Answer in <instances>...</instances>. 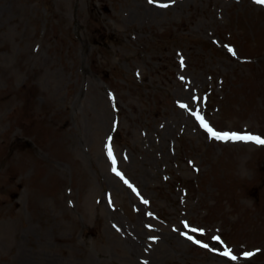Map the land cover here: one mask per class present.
Masks as SVG:
<instances>
[{"label":"rangeland","instance_id":"374dc122","mask_svg":"<svg viewBox=\"0 0 264 264\" xmlns=\"http://www.w3.org/2000/svg\"><path fill=\"white\" fill-rule=\"evenodd\" d=\"M198 116L264 139V4L0 0V264H264V144Z\"/></svg>","mask_w":264,"mask_h":264},{"label":"snow or ice","instance_id":"6c2138e0","mask_svg":"<svg viewBox=\"0 0 264 264\" xmlns=\"http://www.w3.org/2000/svg\"><path fill=\"white\" fill-rule=\"evenodd\" d=\"M256 3L264 4V0H256ZM229 50L233 51V54L235 55L234 50H232L231 48ZM198 119H200L201 125L205 128V130L209 133V135L212 136L215 139H218V140H236V141H255L256 143L264 144V139H262L258 135H252L250 133L249 134H242V133H239V132L217 131L216 129L211 127L205 120H203V118L198 116ZM108 151H109V156L111 157L112 156V149H111L110 145H109ZM115 163H116V161H115V158L113 157V165H115ZM113 170L116 171L115 168ZM116 174L119 175V176H122V173H120L118 171L116 172ZM125 183H127V180L125 181ZM145 203H147V201H145ZM193 231H196V229H193ZM200 231H202V230H200ZM185 235H187V234L185 233ZM188 238L189 239H194L193 237H188ZM215 239L218 240V241L220 240L219 237H215ZM195 242L197 244L201 243V241H199V240H195ZM221 243H222V241H221ZM203 247L207 248L208 245L204 244ZM224 255L229 257L232 260L236 259V256L232 255L230 250L225 251ZM244 255L246 257H249V256L252 255V253L246 252V253H244Z\"/></svg>","mask_w":264,"mask_h":264}]
</instances>
